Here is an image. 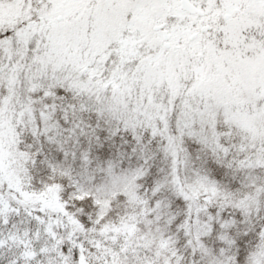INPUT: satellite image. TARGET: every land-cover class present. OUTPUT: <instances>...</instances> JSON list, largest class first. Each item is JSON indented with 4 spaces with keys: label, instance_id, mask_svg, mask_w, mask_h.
<instances>
[{
    "label": "snow or ice",
    "instance_id": "snow-or-ice-1",
    "mask_svg": "<svg viewBox=\"0 0 264 264\" xmlns=\"http://www.w3.org/2000/svg\"><path fill=\"white\" fill-rule=\"evenodd\" d=\"M0 264H264V0H0Z\"/></svg>",
    "mask_w": 264,
    "mask_h": 264
}]
</instances>
